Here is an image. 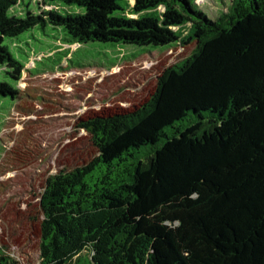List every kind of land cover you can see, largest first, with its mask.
Here are the masks:
<instances>
[{
  "label": "trees",
  "instance_id": "1",
  "mask_svg": "<svg viewBox=\"0 0 264 264\" xmlns=\"http://www.w3.org/2000/svg\"><path fill=\"white\" fill-rule=\"evenodd\" d=\"M38 1L50 9L18 17L21 0H0V68L17 85L4 40L36 27L71 47L195 45L138 108L78 122L97 156L46 179L39 264H264V0L214 20L195 0ZM18 96L0 82V100Z\"/></svg>",
  "mask_w": 264,
  "mask_h": 264
},
{
  "label": "rangeland",
  "instance_id": "2",
  "mask_svg": "<svg viewBox=\"0 0 264 264\" xmlns=\"http://www.w3.org/2000/svg\"><path fill=\"white\" fill-rule=\"evenodd\" d=\"M38 2L21 0L10 13L23 17L26 11L50 9ZM228 4L229 0H195L211 20ZM65 36L61 28L47 26L4 40L24 66L18 85L0 68V82L19 91L15 101L0 100V253L10 264L40 263L39 203L46 179L97 156L78 122L138 108L152 95L163 71L189 57L195 46L167 49L92 42L71 47L65 45ZM63 45L67 48L54 51Z\"/></svg>",
  "mask_w": 264,
  "mask_h": 264
}]
</instances>
